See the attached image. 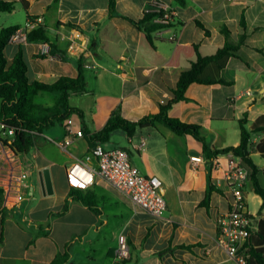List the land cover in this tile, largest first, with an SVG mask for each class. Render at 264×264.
I'll use <instances>...</instances> for the list:
<instances>
[{
  "label": "crops",
  "instance_id": "1",
  "mask_svg": "<svg viewBox=\"0 0 264 264\" xmlns=\"http://www.w3.org/2000/svg\"><path fill=\"white\" fill-rule=\"evenodd\" d=\"M1 1L15 2L10 14L23 10L26 20L25 26L8 21L0 31L15 26L24 29L31 21L29 33L44 27L50 36L49 42L10 40L4 50L8 66L22 49L29 80L51 84L61 77L76 78L81 63L86 90L70 93L69 102L83 111L84 120L73 115L68 121L82 129L85 126L91 135L104 128L115 110L130 121L157 114L161 105L173 99L181 74L196 61L195 55L180 56L177 66H168L176 47L198 45L203 57L212 56L225 44L223 26L234 43L245 35L237 56L230 57L220 72L232 85L193 84L186 92L188 100L173 104L170 115L199 125L213 149L237 147L240 121L246 119L250 128L264 116V0H184L185 5L175 0H116L122 17L113 18L109 17L108 0ZM152 2L170 9L175 21L172 27L152 33L149 42L125 18L141 20ZM91 43L95 51L89 59L97 64L96 70L85 68L81 58ZM52 45L57 47L55 55H50ZM36 100L52 106L56 97L40 93ZM65 136L64 124H57L39 136L27 157L17 159L0 141V178L11 177L4 170L14 171L19 161L28 169L20 198L3 196L0 264H50L65 253L68 244L71 256L67 264H239L216 242V221L229 209V194L211 192L208 205L202 206L213 173L208 174V163L192 167L190 157L204 154L201 146L191 136H178L160 124L138 129L132 137L126 135V146L108 142L103 146L126 149L142 174L160 178L167 201L162 216L134 208L126 196L97 177L83 193L94 197L98 213L73 202L67 213L52 219L48 232L40 231L50 215L60 212L66 203L70 192L66 168L94 147L84 136L64 151L58 143ZM252 140L249 158L264 187V156L255 148L264 134H254ZM90 164L97 166L95 160ZM241 165L248 212L262 221L264 202L252 186V169L243 161ZM44 170L49 173L51 192L43 183ZM122 233L128 238L131 254L119 262L114 253ZM183 245L191 249L180 248Z\"/></svg>",
  "mask_w": 264,
  "mask_h": 264
},
{
  "label": "trees",
  "instance_id": "2",
  "mask_svg": "<svg viewBox=\"0 0 264 264\" xmlns=\"http://www.w3.org/2000/svg\"><path fill=\"white\" fill-rule=\"evenodd\" d=\"M180 5H185L184 0H175ZM160 2H152L147 5L144 16L139 21L125 18L135 26L144 35L149 42L152 41L151 34L166 28L172 27L175 16L167 23H157L155 19L163 16V10L156 12ZM27 6V5H25ZM15 9V2H4L0 0V11L10 13ZM109 17H122L116 9V0H108ZM173 13L172 11H170ZM199 26L202 25L198 22ZM241 25L245 27L244 16L241 18ZM68 26H72L69 24ZM20 27H9L0 31V124L2 131L0 141L12 153L19 157H27L31 150L36 146L39 136L57 124H63L73 115H77L83 122L84 113L82 110L73 107L69 102L70 93L84 92L86 90V78L83 74L81 63L79 65V74L76 78L61 77L56 82L48 84L38 80L30 81L27 76L28 66L24 58L22 49L15 55L11 64L4 55V50L9 44L10 38ZM226 41L214 55L203 57L199 52L198 45L177 46L172 59L167 63L168 66H177L180 56H196V61L191 63V68L181 74L176 89L173 91V99L165 105L160 106L157 114H148L138 121H130L121 116L119 110H115L104 128L92 135L85 126L83 132L91 145L105 144L109 142L110 136L114 131L121 130L127 136L132 137L138 129L155 127L157 124L163 125L178 136H191L201 146L204 155L210 164L211 159L221 153L233 151L252 169V186L255 193L261 197L264 202V187L257 180V168L249 158L254 148L252 137L254 134H264V116L258 118L250 128L246 126L247 120L243 119L239 123L240 143L237 147H227L223 149H213L210 147L201 133V128L197 124H191L174 118L170 115L173 104L187 101L186 92L189 86L193 84H203L207 86H229L232 82L226 81L220 77V72L226 67L230 57H236L237 52L245 42V35H241L237 43H234L230 37V31L226 27L221 28ZM28 42H49L50 36L44 27H39L27 35ZM90 50L95 51V45L90 44ZM57 47L51 46L50 55H55ZM47 55H42L46 57ZM40 93H48L56 97L52 106H46L37 102L36 98ZM12 131V135L9 132ZM255 148L264 156V140L255 146ZM211 169L208 170L210 174ZM210 177V176H209ZM224 192L217 189L209 179L207 195L202 206H207L211 192ZM79 203L90 210L98 213L94 197L85 195L83 190H77L70 187L68 198L62 210L50 215L49 222L45 228L39 227V230L46 233L51 229L52 219L62 216L68 212L70 205ZM0 208L5 210L3 191L0 189ZM70 244L66 246L64 254L56 256L50 264H67L70 259ZM180 248L191 249V246H180ZM246 250L247 264H264V219L259 222V229L252 234L243 245ZM168 248L167 250H169Z\"/></svg>",
  "mask_w": 264,
  "mask_h": 264
},
{
  "label": "built area",
  "instance_id": "3",
  "mask_svg": "<svg viewBox=\"0 0 264 264\" xmlns=\"http://www.w3.org/2000/svg\"><path fill=\"white\" fill-rule=\"evenodd\" d=\"M163 10V16L157 17V23L165 24L171 20L173 13L164 5H158L156 12ZM29 21L24 29H18L10 38L11 41L25 43L29 29L32 26ZM44 46L47 48L48 44ZM90 47V46H89ZM71 48V45H70ZM69 52V50H68ZM90 48L82 53V63L85 68L96 70L97 64L90 62L92 56ZM66 136L58 143L59 147L68 151L69 146L76 139L84 138L83 129L75 123L66 121L63 123ZM12 131L9 132L12 135ZM11 151V150H10ZM12 153V151H11ZM13 158L18 156L11 154ZM96 161V168L91 162ZM192 167L208 163L204 154L190 157ZM242 159L233 151L214 156L210 161V169L213 173L212 184L229 194V209L220 215L216 221L217 244L237 263L247 264L246 250L243 245L259 229L260 220L248 212L247 203L242 189L245 181V172L241 165ZM14 171L7 172L11 177L0 178V189L3 196H15L18 199L27 185V168H23L21 162L16 163ZM16 172V173H15ZM4 173V172H3ZM97 177L102 178L116 191L126 196L133 207L153 216H162L167 209L163 183L157 176H146L131 163L129 152L120 147L105 149L102 144H96L82 159L75 160L66 168V179L69 187L77 190H87L95 182ZM23 188V189H22ZM131 248L125 234L118 237V247L114 253V259L119 262L130 258Z\"/></svg>",
  "mask_w": 264,
  "mask_h": 264
},
{
  "label": "rangeland",
  "instance_id": "4",
  "mask_svg": "<svg viewBox=\"0 0 264 264\" xmlns=\"http://www.w3.org/2000/svg\"><path fill=\"white\" fill-rule=\"evenodd\" d=\"M0 15H1L0 16V28L2 25L8 26V25H6V22H8V21H12V22H16V23L21 22L20 23L21 26H25L26 17H25L23 10H19L18 12H15L12 15L10 13H7V12H1ZM8 51H9V47H8ZM6 53H7V50H6ZM29 74H31V73L29 72ZM112 143L121 144V145L126 146L127 145L126 134L121 130H117L116 132L113 133V136H111L110 141L107 144H112Z\"/></svg>",
  "mask_w": 264,
  "mask_h": 264
},
{
  "label": "water",
  "instance_id": "5",
  "mask_svg": "<svg viewBox=\"0 0 264 264\" xmlns=\"http://www.w3.org/2000/svg\"><path fill=\"white\" fill-rule=\"evenodd\" d=\"M43 175H44L43 183H44L47 191L51 192V182H50L48 170H44Z\"/></svg>",
  "mask_w": 264,
  "mask_h": 264
}]
</instances>
